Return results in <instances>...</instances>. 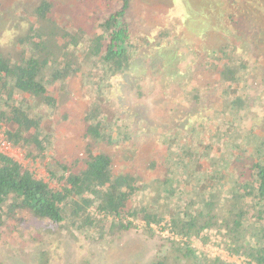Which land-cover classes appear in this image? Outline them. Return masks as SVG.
Instances as JSON below:
<instances>
[{
    "label": "trees",
    "instance_id": "obj_1",
    "mask_svg": "<svg viewBox=\"0 0 264 264\" xmlns=\"http://www.w3.org/2000/svg\"><path fill=\"white\" fill-rule=\"evenodd\" d=\"M196 1L190 9L199 13L202 10L210 22L221 18L228 25H234L236 37L243 43L239 46L242 53L249 54L253 45L259 57L254 63L264 67V53L260 52L264 45V0H205L198 4ZM84 3L87 11L80 9L65 17L60 13L59 19L57 13L61 6L57 0H39L25 19L28 31L15 37L14 54L9 58L4 55L5 49L0 48V132L7 144L26 150L32 159L47 156L54 147L53 133L43 127L42 112L57 105L55 90L51 88L80 75L83 69H88L90 75L86 85L95 87L94 92L91 89L95 99L83 119L82 157L73 155L63 160L55 155L49 159L47 172L54 187L0 152V222L14 221L18 215L56 225L69 219L72 224L78 222L81 227L106 236L129 231L136 227V222L153 234V226L164 223L163 229L182 240V246L176 241L169 242L177 253L174 258L177 264L187 259L193 264H202L189 242L204 231L217 230L226 234L231 256L243 258L244 264H264V155L259 150L247 152L251 164L247 177H242L243 173H236L222 156L212 157V144L203 148L201 155L207 157L205 161L199 155L194 157L193 151L196 153L198 146L201 148L195 142L198 134L187 136L190 139L186 141L183 137L178 150L170 152L162 161L147 165V170L155 172L160 181L157 186L160 198L149 204H136L135 199L139 192L152 187L148 185L152 182L135 173L116 172L112 159L96 151L100 142L118 144L114 136L120 133L117 122L112 123L109 115L117 120L121 117L105 108L106 99L101 90L108 91L114 78L134 75L133 70L137 71L134 65L138 63L144 66L140 69L143 76H135L132 89L124 90L128 93L127 99L119 96L116 105L119 109L133 105L134 109H127V114L132 119L139 118L137 123L149 125L148 113L140 114L137 109L147 108L143 103L151 94L145 91L147 80L156 82L157 88V80L163 76L150 73L152 58L154 64L162 59L163 70L167 68L169 73L160 83L176 87L178 91L171 88L173 95L174 91L183 92L181 106L187 101L189 106H198L211 81L207 78L195 85L175 82L176 75L187 71L184 67L179 70L180 64L187 62L196 75L210 71L215 77L213 82L222 85V95L229 88L232 99L225 105L227 113H242L247 105L245 92L230 88L244 80L243 59L233 58L237 54L235 41H218L200 50L192 43H185V52L176 58L170 48L169 40L173 38L167 28L162 29L160 37V32L156 36L147 34L149 31L138 30L130 22L133 0H84ZM89 12L93 22L90 31L77 21ZM239 20L252 25L258 31L256 35H250L251 28L245 31ZM196 34L204 36L201 31ZM189 70L184 77L190 79ZM135 141L136 137L131 141V135L124 137L128 147ZM130 152L135 158L140 149L134 147ZM161 165L165 167L163 170L158 169ZM225 191L228 197L224 196ZM149 264H171V261L161 256ZM203 264L230 263L213 259Z\"/></svg>",
    "mask_w": 264,
    "mask_h": 264
},
{
    "label": "rangeland",
    "instance_id": "obj_2",
    "mask_svg": "<svg viewBox=\"0 0 264 264\" xmlns=\"http://www.w3.org/2000/svg\"><path fill=\"white\" fill-rule=\"evenodd\" d=\"M38 1L0 0V48L5 49L3 51L5 56L10 58L14 54L12 48L17 47L15 37L19 33L28 31V23L25 19ZM57 1L61 6V10L59 7L57 13L59 19L60 13L65 17L68 14L78 13L80 9L86 11L88 9L84 0ZM204 1L198 0V3ZM193 2L194 0H133L129 12L130 22L138 30L149 31L146 32L147 34L156 36L160 32V37L163 35L162 29L167 28L173 38L169 40L170 48L174 52L173 57L176 58L185 52V43L187 45L192 43L196 50H200L205 47L206 49L210 48L218 41L226 39L235 41L234 46L237 54L233 58L236 61L243 59L244 71L241 74L244 80L230 88L245 92L247 105H244V111L238 115L233 112L227 113L225 105L232 99L229 88L225 90L227 94L222 95L224 91L221 90L222 85L213 82L215 77L210 71V73L205 71L204 74L196 75L192 66L184 62L180 64L179 70L184 67L187 71L182 75H176L175 82L182 81L184 84L195 85L204 82L207 78H210L211 81L206 86V96L202 97L203 100L198 102V106H189L188 101L183 104L185 106H181L179 102L184 96L183 92L180 91L176 94L175 92L178 91L176 87L160 83L161 78H167L169 73L167 68L163 70L162 59H158L155 65L152 58L150 73L154 76L161 73L163 76L157 80L160 84L157 85V88H155L156 82L147 80L145 91L151 92L143 102L147 104V108L137 109L140 114L148 113V118H146L149 125H144L141 122L137 123L139 118L132 119L127 114V109L129 111L134 109L133 105L128 106L127 109L124 107L119 109L116 105L119 96L127 99L128 93L124 90L128 87V89H132L136 77L143 76V71L140 69L144 66L141 63L142 67L139 66V63L135 64L134 67L137 71L133 70L134 75L126 74L125 79L124 77L112 79L108 91L101 90V94L106 99L105 108H109L111 113H118L117 115L121 117L117 120V117L111 118L109 115L110 121L118 124L117 128L120 133L118 137L114 136L118 144L100 142L101 145L96 146L98 149L96 151L106 154L112 159L113 169L116 172L135 173L152 182L148 184L152 187L137 194L136 204H149L151 200L159 197L158 175L153 171H148L146 167L152 161H162L170 152L178 150L183 137H186V141L190 139L187 136L198 134L199 139H195V142H198V145L201 144V148L198 146L196 153L193 151L194 157L199 155L205 161L207 157L201 155L205 150L203 148L212 144V157L222 156L224 160H227L226 162H229L230 168L235 169L236 173H243L242 177H247L246 171L250 168L249 152L259 150L264 155V67L254 63V59L259 58L257 57L258 51L253 45H250L249 54L242 53L239 46L241 47L243 43L236 37L234 25H228V22L222 21L221 18L214 19L212 22L208 21L207 17L209 16L203 14L202 10L199 13L198 10L193 11L189 8V6H193ZM198 3L196 1V4ZM89 16L92 17L90 12L85 18H80L77 21L90 31L93 22ZM240 23L241 26H244L245 31L251 28L250 35L255 36L258 32L253 30L254 28L248 22L241 20ZM17 26L19 27L17 28ZM196 31H201L204 36H198ZM177 48H179L178 51ZM260 52L264 53V45L261 46ZM189 54L191 55V52ZM146 68L148 67L146 66ZM188 70L192 74L190 79L184 77ZM89 77L88 69H83L80 75L71 77L61 86L57 84L51 88L52 91L55 90L57 105L52 110L42 111L44 114L43 127L52 132L54 136V147L47 156L35 159L28 157L26 150L7 144L1 132L0 152L33 172L37 179L54 187L55 184L47 172L50 157L57 155L63 160H69L73 155L78 157L83 155L85 146L83 119L89 104L95 99V95H92L91 92V89L94 92L95 87L86 85ZM171 88L177 90L174 91V95L170 92ZM191 93L197 94L194 91ZM157 102L158 106L155 105ZM177 106L179 107L177 108ZM180 130L182 131L180 132ZM130 135L131 141L136 137V144L130 143V150L134 147L140 149L135 158L124 143V137ZM174 136L175 138L172 139ZM255 136H258V139H254ZM165 167L161 165L158 169L163 170ZM184 181L185 179H183ZM224 196L228 197L226 191ZM97 217L99 218V215ZM71 222L72 220L66 219L65 223L56 225L39 221L29 215H18L14 221L0 222V264H149L161 256H165L168 261H171V264H177L174 260L177 253L171 249L169 242L176 241L182 246V240L163 229L164 223L160 227L153 226V234H150L142 223L136 222V227L129 231L120 235L106 236L83 228L78 222L74 224ZM104 223L109 224L108 221ZM227 240L223 231L208 230L202 232L199 237L192 238L189 246L196 252L202 264L213 259L230 264H244L243 258L231 256L228 253ZM181 264H193V262L187 259Z\"/></svg>",
    "mask_w": 264,
    "mask_h": 264
}]
</instances>
